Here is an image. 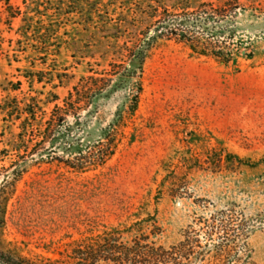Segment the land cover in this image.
I'll use <instances>...</instances> for the list:
<instances>
[{
  "label": "rangeland",
  "instance_id": "rangeland-1",
  "mask_svg": "<svg viewBox=\"0 0 264 264\" xmlns=\"http://www.w3.org/2000/svg\"><path fill=\"white\" fill-rule=\"evenodd\" d=\"M224 1L0 0V148L17 140L32 103L48 117L82 77L127 65V47L165 9ZM240 2L212 32L196 27L237 62L193 55L174 38L150 51L139 108L104 165L77 171L11 151L4 164L27 172L9 203L6 241L33 259L60 258L89 230L151 214L159 242L193 249L189 264H264V0ZM125 95L105 100L102 126Z\"/></svg>",
  "mask_w": 264,
  "mask_h": 264
},
{
  "label": "trees",
  "instance_id": "trees-1",
  "mask_svg": "<svg viewBox=\"0 0 264 264\" xmlns=\"http://www.w3.org/2000/svg\"><path fill=\"white\" fill-rule=\"evenodd\" d=\"M5 1L9 4V0ZM240 5V0H225L218 7L213 2H203L199 9L183 14L165 9L153 32L145 40L127 47V65L113 63L110 71H93L82 77L63 98V104H56L48 117L38 104L29 105L30 117L25 120L17 140L10 148H0V264H189L184 260L190 257L193 249H186L183 241L169 245L159 242L157 238L163 229L151 214L130 224L120 222L104 225L101 230H89L88 234L70 242L60 258L33 259L22 254L18 246L4 239L3 231L10 200L27 167L15 169L19 165L17 160L9 166L4 162L11 151H18L19 157L37 155L38 162L58 159L77 171L104 165L117 151L123 128L139 108L144 64L150 51L160 40L174 38L193 55L211 56L224 64L237 62L228 46L214 45L197 35L196 27L202 26L212 32L224 21L228 11ZM245 55L252 58L254 54ZM120 90H126V95L113 118L102 126V105ZM36 121L37 126L34 125ZM59 150L63 156H54Z\"/></svg>",
  "mask_w": 264,
  "mask_h": 264
}]
</instances>
